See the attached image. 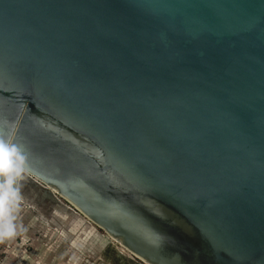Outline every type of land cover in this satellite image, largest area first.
I'll use <instances>...</instances> for the list:
<instances>
[{"label":"water","instance_id":"water-1","mask_svg":"<svg viewBox=\"0 0 264 264\" xmlns=\"http://www.w3.org/2000/svg\"><path fill=\"white\" fill-rule=\"evenodd\" d=\"M0 142L146 264H264V0H0Z\"/></svg>","mask_w":264,"mask_h":264},{"label":"rangeland","instance_id":"rangeland-1","mask_svg":"<svg viewBox=\"0 0 264 264\" xmlns=\"http://www.w3.org/2000/svg\"><path fill=\"white\" fill-rule=\"evenodd\" d=\"M8 165L0 171V264H146L106 240L101 228L94 226L98 234L86 239L73 224L81 214L9 156Z\"/></svg>","mask_w":264,"mask_h":264},{"label":"crops","instance_id":"crops-1","mask_svg":"<svg viewBox=\"0 0 264 264\" xmlns=\"http://www.w3.org/2000/svg\"><path fill=\"white\" fill-rule=\"evenodd\" d=\"M73 219H74L73 224H76L77 228L82 227V229L85 230L84 236H86V239L93 238L95 235L98 234L95 227L92 224H90V222H88L85 218H82L81 216H75L73 217Z\"/></svg>","mask_w":264,"mask_h":264},{"label":"bare ground","instance_id":"bare-ground-1","mask_svg":"<svg viewBox=\"0 0 264 264\" xmlns=\"http://www.w3.org/2000/svg\"><path fill=\"white\" fill-rule=\"evenodd\" d=\"M7 156H8V154H7ZM24 175H28L29 177H30V175L27 173V172H25V171H23L22 172ZM30 178H32V177H30ZM36 183H38L40 186H43V187H45V188H47V189H51L53 192H55L56 194H57V192L54 190V189H52V188H50V187H48V186H44L41 182H39L38 180H36L35 178H32ZM68 205L69 206H71L69 203H68ZM72 207V206H71ZM75 211H77V209H75L74 207H72ZM78 212V211H77ZM79 214H81L80 212H78ZM88 222H90V224H92L93 226H95V227H98V226H96L91 220H89L87 217H85L83 214H81ZM99 228V227H98ZM105 239L107 240V239H111V240H113V238L112 237H110L108 234H106V236H105ZM115 241V240H114ZM115 242H117V241H115ZM122 246V245H121ZM123 248V247H122ZM123 249H125V248H123ZM125 251H127L126 249H125ZM128 252V251H127ZM131 254V253H130Z\"/></svg>","mask_w":264,"mask_h":264},{"label":"snow or ice","instance_id":"snow-or-ice-1","mask_svg":"<svg viewBox=\"0 0 264 264\" xmlns=\"http://www.w3.org/2000/svg\"><path fill=\"white\" fill-rule=\"evenodd\" d=\"M7 168H8L7 153L3 149V146L0 145V171H7Z\"/></svg>","mask_w":264,"mask_h":264},{"label":"clouds","instance_id":"clouds-1","mask_svg":"<svg viewBox=\"0 0 264 264\" xmlns=\"http://www.w3.org/2000/svg\"><path fill=\"white\" fill-rule=\"evenodd\" d=\"M0 145H2L3 146V149L5 150V152L7 153V149H6V147H5V145L3 144V142H0ZM14 151V150H13ZM7 159H8V156H7ZM8 167H9V165H8ZM9 183H10V181H9Z\"/></svg>","mask_w":264,"mask_h":264}]
</instances>
